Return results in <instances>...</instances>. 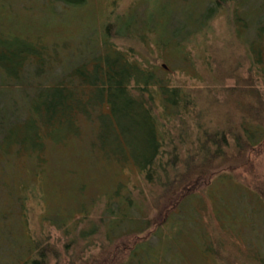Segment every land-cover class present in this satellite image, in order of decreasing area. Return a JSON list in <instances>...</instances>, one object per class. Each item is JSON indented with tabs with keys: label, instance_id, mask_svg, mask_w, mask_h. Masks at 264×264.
Returning a JSON list of instances; mask_svg holds the SVG:
<instances>
[{
	"label": "trees",
	"instance_id": "1",
	"mask_svg": "<svg viewBox=\"0 0 264 264\" xmlns=\"http://www.w3.org/2000/svg\"><path fill=\"white\" fill-rule=\"evenodd\" d=\"M197 1L188 4L187 10L183 5L180 17L165 11L162 0L143 2L139 11L132 1L122 12L106 13L105 17L110 18L87 38L62 43V54L56 52L58 46L46 45L39 36L35 37L40 41L31 42L34 37L16 38L0 32L3 156L22 150L34 155L41 165L49 156L48 147L64 145L70 139L122 167L130 162L137 180L156 187L144 208L132 201L131 189L118 196L116 188L108 198L91 201L88 211L81 215L51 217L47 222L60 228L64 237H70L62 244L61 252L42 230L30 234L22 215L15 220L7 217L0 222V264H152L145 262L143 252L161 239V227L183 222L201 227L204 232L199 215L194 214L196 207L207 189L213 187V181L223 177L249 189L264 214V182L261 189L250 188L247 183L251 178L236 172L246 163L251 167L248 160L264 153V0ZM220 15L225 19V35L230 33L238 44L235 48L239 50L246 44V53L241 52L247 63L248 86L223 88L227 98L224 107L233 108L234 119L220 116V123L211 125L212 121L201 122V88L177 81L176 77L196 78L199 71L211 72L215 66L225 76H235L237 65L227 62V53L235 44L231 50L223 42L215 46L218 59L203 54L208 46L205 34L210 19ZM200 36L201 43H197ZM198 44L203 50L195 54L193 47L200 48ZM157 58L164 67L154 61ZM211 60L217 63L213 69ZM12 95L22 102L19 108L13 105L7 111L3 108L5 99L12 100ZM209 98L214 101L212 95ZM97 201L102 203L98 222L77 227ZM216 203L227 205L228 219L234 215L228 201L220 198ZM250 203L246 200L250 212L256 211ZM158 213L164 217L159 218ZM9 224L21 229L23 244L16 241ZM23 224L25 230L20 227ZM217 224L218 235H231L224 231L229 225ZM100 230L102 242L87 251V244L80 242ZM204 236L203 249L213 252L208 235ZM216 242L223 244L219 238ZM243 242L248 248L253 246V253L241 257L264 264L257 241Z\"/></svg>",
	"mask_w": 264,
	"mask_h": 264
},
{
	"label": "rangeland",
	"instance_id": "2",
	"mask_svg": "<svg viewBox=\"0 0 264 264\" xmlns=\"http://www.w3.org/2000/svg\"><path fill=\"white\" fill-rule=\"evenodd\" d=\"M132 1L134 3L135 0H0V32L16 38L25 36V38L32 39L34 37L29 40L31 42L41 39L46 45L58 46L56 52L62 54L64 53V49L61 47L62 43H71L87 38L91 31L98 29L103 20L110 18L105 17L106 13L122 12ZM151 1L138 0L133 4V8L139 11L143 2ZM194 1L198 2L197 0H174L173 2L162 0V4L166 5V7L164 6L165 11H172L175 16L180 17L183 5L187 10L188 4ZM254 1L256 0H252V2ZM210 20L209 32L205 34V38L207 37L205 43L208 46L205 47L203 54L206 56L211 54L215 57L217 52L213 49L215 46L219 47L223 42L227 49L231 50L235 44L232 50L227 53V62L237 65L238 74L236 75V72L234 77L225 76L224 73L216 70V66L213 69L217 63L215 60H211L209 63L213 69L211 72L199 71L196 78L180 77L176 74L174 75L177 77H174L177 81L183 80L188 85L201 88L198 91L202 97L201 102L198 101L199 107L202 108V111L199 112H204L201 122L209 124L212 121L211 125H216L220 123L218 119L220 116L223 119H227V117H232L231 120L234 119V113L231 112L233 108H229L231 106L224 107L226 97L223 88L230 85H235L237 88L248 86L245 77L247 63L243 52H241L245 51L246 53L247 47L244 44L243 48L237 50L235 46L238 44L236 45V42L233 41L230 33L225 35L223 15ZM35 36H39L40 39ZM200 41L201 36L197 39V43H201ZM121 44L128 45L130 43L122 42ZM198 45L200 48L193 47L195 54L201 52V49L203 50L201 45ZM218 58L217 55L216 59ZM207 59L210 60V58ZM154 61L158 64L163 63L160 58ZM211 95L214 101L209 98ZM10 98L12 100L5 99L3 108L7 111L11 110L13 105L19 108L22 99L17 95H12ZM226 109L228 112H224ZM47 151H49V156H45L46 161L41 165L36 162L34 155H26L22 150L15 154L11 151L5 153L4 156L0 153V222L7 217L13 216L14 220L15 217H24L30 234L33 235L38 230H42L48 234L50 241L59 251H62V244L67 243L70 237H64L60 228L47 222L51 217L67 219L74 215H81L88 211L91 201L100 197L108 198L116 188L118 196L125 190L131 189L129 196L132 201L138 202L139 206L144 208L148 201L146 199H149L150 194L153 195L156 191V187L145 185L142 180H137V175L132 170L133 166L130 162L124 164L126 167L123 166L130 171V174L126 175L125 169L121 165L89 151L87 147L70 139L64 145L52 144L47 148ZM261 156L263 157L260 159ZM248 161H251V167L246 163L236 169V172L251 178V182L247 183L250 188L258 190L260 187L259 189H261L260 185L264 182V153L256 155ZM256 161L257 164H255ZM247 168L250 169V172ZM213 182V187L208 188V192H205L204 200L200 198V206H195L194 214L199 215L214 253L205 251L207 250L205 246L203 249L205 234L201 227H194L191 224L188 226L187 223L182 222L185 224L183 227L182 224L175 227H161V239L154 242V247L145 249L143 252L145 262L149 261L155 264L156 261H161L159 257H163L162 264H258L255 260L241 256L253 253L250 251L253 246L246 247L247 244L243 240H256L258 252L264 256V214L261 205L255 202L249 189L242 188L230 177L215 179ZM239 189L241 191L237 192ZM220 198L229 202L230 211L234 213L229 219L226 213L227 205L219 206L216 203ZM246 200L251 202V206L257 213L256 211L250 212ZM101 204L97 201L87 217L83 218L77 227H86L87 223L96 224ZM166 209L162 211L166 213ZM158 214L159 218L164 217L163 213ZM216 223H218L217 225H229L230 227H225L227 230L224 231L231 235L228 237H226L227 233L223 234L224 237L218 235L219 233L215 230ZM249 224L250 227H248ZM9 226L15 231L13 234L16 241L23 244L25 237L23 238L19 233L20 228L17 225L12 226V224ZM20 227L23 230L24 224ZM217 228L223 230L224 227ZM100 233L101 230L94 232L89 240H82L80 244H87L85 245L87 251L96 249L102 242ZM216 238H219L223 244H217ZM253 250L255 251V249ZM256 256H258L257 253Z\"/></svg>",
	"mask_w": 264,
	"mask_h": 264
},
{
	"label": "water",
	"instance_id": "3",
	"mask_svg": "<svg viewBox=\"0 0 264 264\" xmlns=\"http://www.w3.org/2000/svg\"><path fill=\"white\" fill-rule=\"evenodd\" d=\"M162 67H164L165 65L163 63L160 64Z\"/></svg>",
	"mask_w": 264,
	"mask_h": 264
}]
</instances>
